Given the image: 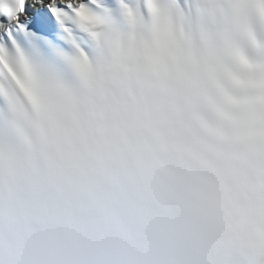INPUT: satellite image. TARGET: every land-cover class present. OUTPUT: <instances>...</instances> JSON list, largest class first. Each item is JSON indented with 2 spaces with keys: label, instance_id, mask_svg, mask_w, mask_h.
Masks as SVG:
<instances>
[{
  "label": "snow or ice",
  "instance_id": "snow-or-ice-1",
  "mask_svg": "<svg viewBox=\"0 0 264 264\" xmlns=\"http://www.w3.org/2000/svg\"><path fill=\"white\" fill-rule=\"evenodd\" d=\"M0 264H264V0H0Z\"/></svg>",
  "mask_w": 264,
  "mask_h": 264
}]
</instances>
